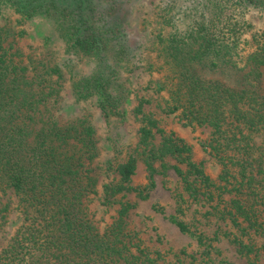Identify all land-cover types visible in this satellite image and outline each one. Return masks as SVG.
<instances>
[{
    "label": "trees",
    "instance_id": "trees-1",
    "mask_svg": "<svg viewBox=\"0 0 264 264\" xmlns=\"http://www.w3.org/2000/svg\"><path fill=\"white\" fill-rule=\"evenodd\" d=\"M5 1L23 16L43 15L62 23L73 44L103 60L99 78L94 77L101 82L95 86L97 90L111 77L107 55L112 53L119 60L132 57L138 47L124 30L129 12L116 6L105 13L102 0ZM199 3L207 13L184 33L170 35L163 48L176 80L169 102L171 110L181 111L188 124L211 129L207 146L221 164L218 179L223 184L217 186L200 164L188 161L190 148L178 138L163 137L161 147L150 151L148 159L185 157L186 171L172 167L184 191L192 198L207 194L212 199L216 188L219 201L223 193L233 195L223 201L222 213L241 230L258 231L262 227L258 199L264 192V169L261 157H255L254 137L264 132V44L256 39L245 50L241 44L245 23L235 13L236 8L249 7L264 11V0ZM23 72L0 33V190L9 189L17 197L21 216L20 225L0 251V264H144L143 252L132 253L123 229V218L135 205L121 202L118 218L102 234L87 215L85 200L94 191L91 126L44 120L40 111L44 93L34 90ZM143 105L141 100L134 112L141 123L138 143L147 146L162 130L144 113ZM135 170L132 157L115 168L117 183L106 187L107 203L131 192L146 198L130 185ZM147 170L149 187H153L156 169L149 162ZM177 197L184 201L182 195ZM168 219L179 231H189L175 216ZM243 223L246 226L241 228Z\"/></svg>",
    "mask_w": 264,
    "mask_h": 264
},
{
    "label": "rangeland",
    "instance_id": "rangeland-1",
    "mask_svg": "<svg viewBox=\"0 0 264 264\" xmlns=\"http://www.w3.org/2000/svg\"><path fill=\"white\" fill-rule=\"evenodd\" d=\"M102 1L105 13L116 6L129 12L124 30L138 47L132 57L119 60L112 53L107 55L105 63L110 64L111 77L97 90L95 86L101 82L94 77L99 78L103 60L73 44L62 23L43 15L23 16L0 0L4 46L24 69L25 80L44 93L40 107L44 120L84 122L94 132L95 156L90 162L94 191L85 200L87 215L102 234L118 218L121 202L135 205L123 218V229L132 253L143 252L144 264H264V192L258 199L262 205L257 206L261 229L241 230L222 213L223 201L228 202L233 195L223 193L219 201L216 188L212 189V199L207 194L192 198L184 191L172 167L186 171L185 157L148 159L150 151L161 147L163 137L172 136L190 148L188 161L200 164L217 186L223 184L218 179L221 164L207 146L211 129L188 124L181 111L171 110L169 91L176 83L175 72L163 53L168 37L184 33L206 10L199 0ZM235 17L245 23L241 36L245 50H250L256 39L264 44V11L236 8ZM141 100L144 113L162 130L147 146L138 143L141 123L134 110ZM254 143L255 157H261L264 169V132L254 137ZM130 157L136 161L130 185L147 196L142 200L134 192L125 197L119 194L107 203L106 187L117 183L113 171ZM149 162L156 169L153 187H149ZM179 194L183 202L178 201ZM17 205L11 190H0V251L21 223ZM171 216L183 221L189 231H179L169 221ZM245 226L243 223L241 228Z\"/></svg>",
    "mask_w": 264,
    "mask_h": 264
}]
</instances>
